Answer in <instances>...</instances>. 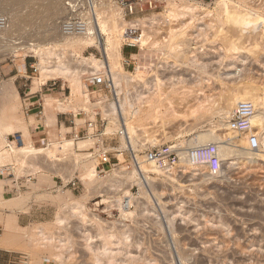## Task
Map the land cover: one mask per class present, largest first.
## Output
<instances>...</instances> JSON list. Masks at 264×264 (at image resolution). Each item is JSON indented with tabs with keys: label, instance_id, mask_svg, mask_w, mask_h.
I'll return each mask as SVG.
<instances>
[{
	"label": "rangeland",
	"instance_id": "374dc122",
	"mask_svg": "<svg viewBox=\"0 0 264 264\" xmlns=\"http://www.w3.org/2000/svg\"><path fill=\"white\" fill-rule=\"evenodd\" d=\"M56 1L54 15L41 19L30 29L32 34H37L36 37L32 35L22 41V36L18 34L9 37L0 35V85L8 83L11 88L8 91L11 105L0 104V136H5V139L0 137V157L2 153L7 154V137L17 132L16 128L5 131V127L13 128L18 123L28 122L30 113H27L21 104V100L24 99L21 85L26 78L32 77L27 82L28 85L32 84V91L35 92L43 83L37 79L39 73L33 74L31 70L32 65L36 67L39 65V58L33 53L19 50L20 44L26 40L39 43L49 38H57L60 33L59 23H62L71 12H74V15H82L87 11L84 7L86 0ZM217 1L219 0H174V2L158 0L155 10H146L125 20L128 23L142 19L141 30L143 29L156 43L148 46L157 48L155 51L145 52L144 57L140 54L139 65L145 67L151 62L168 60L169 57L165 56L170 53L163 45L161 47L160 43H163V37L167 38L169 31L171 32L174 27L176 30L183 28L182 31L186 34L183 39L188 40V46L183 45L182 49L187 57L191 59L193 52L192 56L197 55L203 65L196 66L195 63L183 60L181 64H175L168 75L172 83L168 86L167 99L158 101L159 108H156L158 115L155 114L157 110L151 108L153 103L148 101V113L142 112L128 124L131 135H140L138 138H145L151 146L178 145L198 130L215 125L220 120L219 116L211 117L210 112L201 118L202 112L197 111L198 106L195 105L196 97H202L205 107L208 105V111L211 109V112H214L216 105L217 108L223 104L226 96H233L244 89L257 91L256 93L263 98L264 104V22L257 24V27L243 28L231 23L235 22L232 19L228 21L231 14L239 18L247 12L257 13L264 19V0H230L227 2L228 14H230L228 16L226 13L228 17L221 4H216ZM107 2L111 6L106 8V12L112 8L114 13H119L121 16L115 0H107ZM192 2L207 4V6L202 4L203 6L197 7L196 17L194 16L193 19L189 18L185 9L182 8ZM97 3H99L98 0L95 1L96 5ZM171 4H173L172 8ZM173 6L175 14L185 13L183 18L177 15L175 19L167 18V9H173ZM1 9L3 8H0V14L5 17ZM203 9L204 12H202ZM24 11H26L24 8L17 9L19 14L25 13ZM159 13L163 16L157 23L151 25L148 19ZM184 18L189 19L190 25L188 21H184ZM88 20L91 19L88 18ZM181 20L184 25H180ZM139 27L141 26L137 28ZM121 31L118 32L119 34L101 36L103 47H107V42H115L116 38L119 43ZM119 44H122V40ZM9 47H17L15 56L13 54L3 56L7 54L6 48ZM69 50L70 48L66 47L61 49L65 61L72 58ZM134 53L136 49L132 47H126L123 51L125 57H130ZM90 55L100 59L101 54L96 45L82 50L76 48L75 58L90 57ZM123 60L120 62L121 66ZM169 60L174 61L173 56L170 55ZM122 68L124 69L123 66ZM140 71L142 73L141 68ZM60 80L65 90L45 97L46 101L50 99L45 103H49L53 109L45 116L49 126L46 147L50 150L44 154L50 156L52 160L44 158L45 160L43 159L39 164L28 165L26 158L18 156L14 162L18 167H29L33 175L54 177L58 183L54 189L44 191L40 195L41 203L48 206L43 208L41 222L21 229L16 246L8 252L0 251V264H106L100 261V258L112 253L116 264H195V259H203L205 264H212L210 262L213 264H264V159L262 158L264 145L262 142L257 150L250 148L239 154L241 149L237 141L240 138L233 139L234 142L231 144L233 153L226 157L224 170L216 175V180L211 185L207 186L200 183L197 176L202 174L201 170L196 172L197 177L194 178L177 171L174 173L175 181L149 173L152 185L150 184V187L147 185L142 193L138 185L131 184V181L124 176L115 174L125 166L128 167L127 172L131 171L132 168L126 158L124 160L120 158L121 161L118 164L112 163L106 166L102 173L97 169L99 176L94 181L89 178L90 174L83 167L84 163L91 161L93 163L90 168H96V162L86 159L88 154L84 152L91 146V142L87 141V146L79 147L78 143L84 140L74 141V138L68 134L70 129L56 126V115L64 113L58 111L56 101L66 102L65 104L70 106L66 112L76 113L85 105L86 88L77 90L71 86L70 82ZM175 80L179 82L176 83ZM83 81L87 84L85 80ZM199 90L202 94L197 96V93H200ZM69 93L70 97L66 100ZM203 98L209 99L205 101ZM151 100L156 101L154 98ZM210 102L212 106L215 103L213 108ZM171 109L178 114L177 118L170 117ZM196 113L200 114H198L200 119ZM166 114L169 117L167 119ZM191 114H193L192 117ZM153 115L158 119L162 116V121L160 118V123L157 119L154 123ZM60 117L71 119L70 116L60 115ZM51 118H54V122L50 120ZM82 121L81 118L76 117L77 123ZM162 124L165 127H162ZM161 128H166L165 131L172 137L169 134L170 139L152 144L151 137L154 132H158V129L157 134H161ZM137 130H141L140 134L136 132ZM66 140L75 143L73 149L67 147ZM74 160L78 162V166L73 165ZM71 181L77 183V188L67 185ZM125 191L130 192L132 203H129L128 207L123 205L119 208L118 202L125 204L127 201ZM75 203L83 205L82 215L70 211L69 207ZM121 209L124 211L129 209L132 215L124 218L121 215ZM59 219H61L60 223ZM101 227H103L102 230ZM105 228L117 235V239L110 240L108 255L104 254L101 247L103 242L99 238V232L102 233ZM237 230L238 235H236ZM87 232L92 239L85 242L83 234ZM120 232H124V235L121 236Z\"/></svg>",
	"mask_w": 264,
	"mask_h": 264
},
{
	"label": "bare ground",
	"instance_id": "6f19581e",
	"mask_svg": "<svg viewBox=\"0 0 264 264\" xmlns=\"http://www.w3.org/2000/svg\"><path fill=\"white\" fill-rule=\"evenodd\" d=\"M95 1L96 0H93L94 4H95ZM98 1H99V3H97V5L93 4L95 7V12H93L91 14V17H90L91 20L90 21L88 20V23H87L88 32L86 34L81 35V36L65 35L62 31L61 22H60L59 23V29H60L59 37L49 38L48 40L42 41L39 43H34V41L31 42L32 40H30V41L26 40L25 42H22L20 44L21 47L19 50H23L25 53H33L35 56H37L39 58L40 63L37 66L38 70H39V76L37 78L38 80L43 81V83H45L48 80L62 79L63 81L70 82L71 86L74 89H77V90L81 89L82 90V88L85 87V82L83 80L86 79L88 76L96 74L99 71L101 72L102 69L108 67L107 61L109 64V69L112 73V76H113L115 82L117 83V85H119L121 87H125L128 89V87H129L128 83L131 79L141 77L142 73H141L139 67L136 68L135 74H133L131 72H127L122 68L120 62H121V60H123V58L121 55V44H119V43L121 40H122V43L124 42V36L122 34L124 27L141 26L138 28L139 30H141L142 19H136L132 22L126 23L125 19H123V17L120 16L119 13H114L112 8L110 10H107V12H106V8L108 6L109 7L111 6L108 4L107 0H98ZM229 1L230 0H219L216 2V4H221V6L224 9L223 11L225 12V14L226 13L228 14V11H229L227 9L228 8L227 2H229ZM0 2L2 3L1 7L3 8V10L1 9L2 10L1 13L4 11L3 14L6 18V20H5L6 25L3 29L0 30V35L9 37V36H12L13 34H16V35L18 34V36L19 35L22 36L21 37L22 41H23V39L30 38L32 35H34L36 37L37 34H35V33L32 34L30 29L33 28L34 25H36L41 19L48 18L51 14L54 15L53 10L56 9V3H57L56 0H0ZM173 2H174V0H173ZM202 4H206V3L205 2L204 3L192 2V4H189V5L182 7V8H184L185 11L187 12L186 15H188L189 18L193 19L195 16V10H197L198 9L197 7L202 5ZM172 5L173 4H171V8H172ZM206 6H207V4H206ZM23 8L26 10V11H24L25 13L19 14L17 12V9L19 10V9H23ZM174 9H175L174 6H173V9H167L166 14H167V18L169 20L175 19L174 17L177 15V14H175V12H173ZM184 9H182V10H184ZM202 12H204V9ZM227 14H226V16H227ZM183 15H185L184 12L180 13V14L178 12L177 16H182V18H183ZM229 15L230 14H228V16ZM162 16H163L162 13H159V14L149 18L148 21L151 22L150 24L152 25L154 23H157L159 18H161ZM227 17H226V19H227ZM231 17H230V19H228V21H230L232 19L235 22H231V23H235L236 25L238 24V25L242 26L243 28H245V27L248 28L249 26L250 27L251 26L257 27V24H259L260 22H264V19L261 16H259V14L254 13V12H247L245 14L243 13V15L240 16L239 18H238V16L237 17H236V15L232 16V14H231ZM234 17H236V18L234 19ZM198 19L199 18L197 17V20ZM176 20L178 22V19H176ZM182 20H181V22H182ZM188 20L189 19L184 18L185 22H187ZM181 22L179 21L180 25H184L183 22H182V24H181ZM192 24H193V22H192ZM188 25H190L189 21H188ZM188 25H187V27H189ZM176 27H177V24H176ZM184 28H186V26ZM182 29L176 30L174 27V29L171 30L172 33L169 31V33H170L169 36L167 38H166V36H164L163 37V40H164L163 43H160L161 47L163 45L164 48L167 49L168 52L170 53L165 57L170 58V55H171L174 58V61H172V62L169 60V58H168V60L165 58L167 60L166 63L168 65H171V71L174 69L175 64H181L182 63L181 60H183L184 62L189 61L190 63H193V64L195 63L196 66L198 64H201V62H202V61H200V59L197 58L198 57L197 55L195 56V54H194V56H192L193 52L191 55V59H189L190 57L188 58L187 55L184 53L182 48L184 47L183 45L188 46V42H187L188 40L185 38L183 39V37L186 36V34L182 31ZM120 30H122V31H121V35H119L121 37V40L119 37V40H120L119 43L117 42V40H116L117 38H116L115 42L114 41L112 43L107 42V47L104 48L103 44L101 42V39H100L101 36L113 35L116 33L119 34L118 32ZM55 37H56V35H55ZM134 37H135V40L138 42L137 44L141 48H143L144 46L156 44L152 41V39H150V37L146 34V32L143 29L141 30V33L138 32V34ZM0 42H1V40H0ZM93 45H96L98 47L100 54H101L100 59L95 58L93 55H90V57L79 56L78 58H75L76 48L82 50L85 48H89ZM63 47H66L67 49L70 48L69 53H70V56L72 57L70 60L73 63L70 60L65 61V57L63 58V53L61 52V49ZM6 49H8V52L6 55H4L2 53L3 56H7L9 54L14 55L17 51L16 50L17 47H11V48L9 47ZM6 49L4 51H6ZM4 51H2V52H4ZM136 56L139 58L140 54L139 55L136 54ZM163 57H164V55H163ZM106 58H107V61H106ZM178 61L180 63H178ZM240 71H241V69H240ZM208 78H209V76H208ZM207 81H209V79ZM8 86H9L8 83H4V84L0 85V96H2V98L0 99V104L3 106H7V105L10 106L11 105V101H10V98L8 96V92L6 91ZM195 86H197V85H195ZM155 87L157 89L160 88V83H156ZM80 92H82V91H80ZM190 92H192V91H190ZM256 92L251 91V90H246V89H244L243 91L239 90V92L235 93L233 96H226L225 100L223 101V104L221 106H218L217 108H216L217 105L214 107L215 103H213V106H212V103L210 102L212 108L214 107V112H211V109H209L210 111H208V108H207L208 105L205 107L204 102L201 100L202 97H200L199 95H201L202 93L200 91V93H197V96H199V97H196V103H195V105L198 106L197 111H200V113L202 112L201 115L198 113L200 115V117L203 116L204 114L207 115L208 112H210L211 117L214 118V116L215 117L219 116L220 120H218L215 125H211L210 127L198 130L194 134L190 135L187 139H184L178 145H175L174 148H176V151L178 153L179 161L173 168H165V169L159 168V167L155 166L152 162H147L143 158H139V162H140L139 163V169L137 167H135V168H132L131 171L127 172L128 167L125 166V168L121 167V169H119L120 173L118 171H117V173H115V171L113 170L114 173L116 175L119 174V175L124 176L127 180L131 181V184L138 185L139 189L141 190L142 193L146 190L147 185H149V187L152 185L151 180H150L152 178L149 177V173H154V174L163 176L166 179L175 181L174 173H176L177 171L179 173H182V175H191V178L192 177L194 178L196 176V172L201 170V171H203L202 174H200V175L197 174V176H199L200 183H203L205 186L211 185L216 180V175L218 173H221L224 170V168H225V162L224 161H225L226 157L232 155V153H233L232 146H231V144H233V142H234L233 139H236L237 137L240 138L239 141H237L239 144V148L241 149L239 151V154H242V153H244L243 151L250 149V145H249L250 134H254L255 136H257L259 141L262 142V144L264 145V111H263L264 104H263V98L261 96H259V94ZM203 97H204V94H203ZM153 98L156 101L153 102V100H150L148 103L152 102L154 104V105L152 104V106H151L152 109L153 108L156 109L157 107L159 108V106H158L159 102L158 101L160 100V97L156 96V98L158 100L155 98V96ZM203 99L205 100V98H203ZM208 99L206 98V100H208ZM197 102H199L198 105H197ZM240 102L250 103L253 107V110H254L253 115L251 117V129L249 132L242 133V134L235 132L230 127V125L228 123V121L231 118L234 110L236 109L237 105ZM56 103H57V105H56L57 109L59 111H66L70 108V106L66 105L65 104L66 102H64V101L63 102L57 101ZM192 111L193 110H191V112ZM155 112H156L155 114L158 115V113H157L158 110ZM147 113H148V111H147ZM198 114L196 113V116H198ZM160 115H162V114H160ZM192 116H193V114H191V117ZM153 117H154V115H153ZM161 117H159V119ZM165 117L167 119L168 114H166ZM170 117L171 118H177L178 117V114L175 113L174 109H171ZM180 117L185 118L184 116H180ZM200 117H199V119H200ZM208 118H209V116H208ZM156 119L160 123V120L157 118V116L154 117V120H155L154 123H156ZM161 121H162V118H161ZM206 122H207V119H206ZM209 123H207V124L209 125ZM199 125H201V124H199ZM181 126H183V125H181ZM162 127H165V126L162 124ZM161 129H160V131H161ZM165 129L166 128L162 129L161 134H157V133H159V129H158V132L157 131H156V133L154 132V135H153V137H151L150 142L152 144H156V143L163 142V140L170 139L171 134L169 132H166ZM4 130L5 131L12 130V127L6 126ZM181 132H182V129H181ZM169 134H170V136H169ZM65 142H66V145L69 149H73V147L75 146V143H73V141H71V140H66ZM78 144H79V147H81V146L85 147V146H87V141H81ZM208 144H214L218 148V155L220 157L221 163H220V171L216 175L209 173L204 165L194 164L188 158V155L192 149L197 148L199 146H205ZM15 148H17V147H15ZM31 148L32 147H30L29 149H31ZM11 149H14V148H11ZM29 149L28 150L26 149L27 150L26 153H28V151H30ZM22 150L25 151V149H22ZM22 150H18V151L24 153V151H22ZM46 151L47 150H45V149H43V150L39 149L38 151L37 150L34 151L31 149L30 152H32L31 154L34 153L33 155H35L36 152L43 154ZM87 158H89V155H87L86 159ZM262 158L264 159V157H262ZM92 163L93 162H91V161H89L88 163H84L83 167L90 174L89 178L95 181V178H98L99 173L97 172L96 168L95 169L90 168V165H92ZM73 165L78 166V162H76L74 160ZM125 195H126V199L128 201V202L125 201V204L128 207V204L132 203V198H131L132 196H131L129 191H125ZM118 203H119L118 204L119 208L123 207L122 202H118ZM69 208H70V211H72L73 213L77 212L79 215H82V210L84 209V207L81 203H75V204L71 205ZM127 210L128 211H126V210L124 211L121 209V213H122L121 215L124 218L132 215V212L129 211V209H127ZM60 220L61 219H59V223L61 222ZM99 226H101V224H99ZM103 227H106V226H103ZM103 227H101L100 229L102 230ZM109 227H111V226H109ZM105 230H106V228L103 230L102 233L99 232L100 233L99 238H101V240L103 242V245L101 247L103 249L104 254L106 253L108 255L109 254V253H107L109 250L108 246L111 244L110 240L111 239H114V240L117 239V235L110 233V230L109 231L108 230L105 231ZM123 235H124V232L121 233V236H123ZM236 235H238V230H237ZM83 236L85 237V242L91 241V239H92L88 232H87V234L84 233ZM55 240H57V239H55ZM59 240H60V238H59ZM59 240H57V241L59 242ZM60 241L63 242L62 239ZM203 252H207V250H203ZM111 253H112V251H111ZM112 255H113V253L106 256V257L103 256L100 258V261H102V262L104 261L106 264L107 263L108 264H116V261H114ZM117 255L118 254H116V256ZM182 257H184V256H182ZM212 261H213V259H212ZM210 263L213 264V262H210ZM195 264H205V262L203 261V259L202 260L195 259Z\"/></svg>",
	"mask_w": 264,
	"mask_h": 264
},
{
	"label": "built area",
	"instance_id": "2783aa9c",
	"mask_svg": "<svg viewBox=\"0 0 264 264\" xmlns=\"http://www.w3.org/2000/svg\"><path fill=\"white\" fill-rule=\"evenodd\" d=\"M157 2L158 0H115L121 16L125 20L146 10H155ZM84 7L87 10L84 14L74 15V12H71L63 20L61 28L65 35L81 36L88 32V18L91 17L94 11L92 0H86ZM5 25V17L0 14V30ZM138 32L141 33V30L137 27H125L122 33L124 36L123 45L136 49L135 54H142V57H144L146 56L145 52L150 53L157 48L148 46L141 48L134 37ZM140 61L141 56L136 60L124 58L122 61L124 69L133 74H135L137 67L142 70L141 77L129 81L128 89L117 85L107 61L108 67L84 79L87 82V84L85 83L86 90L84 91V99H86L84 107L79 108L76 113L69 111L59 114L71 117L69 121L70 132L68 134L74 138V141L84 140L91 142V146L84 152L96 162V169H99L100 173L105 171L106 166L112 165V163H120V158H123V160L126 158L130 168L137 167L138 169L139 158L152 162L155 166L163 169L173 168L179 161L178 153L176 148H174L175 145L151 146L145 138H138L140 135H131L129 132L128 124L135 117L149 109V105L146 102L150 101L155 95L159 96L161 101H165L168 96V86L172 83L168 76L171 72V65H168L165 60H160L158 63H148L145 67L139 65ZM31 70L33 74L39 73L35 65L31 66ZM28 79H32V77L26 78V81ZM60 81V79L49 80L41 84L37 93L40 95L46 92L52 95L57 92H63L65 86ZM174 82L177 83L179 81L175 80ZM156 83H160V88L157 89L155 87ZM29 92L30 90L23 92V97L27 98ZM69 97L70 93L66 98ZM35 106L37 113L43 115L44 106L40 97L37 99ZM253 112L254 110L250 103L240 102L228 121L230 127L240 134L249 132ZM76 117L81 118L83 121L77 123ZM59 125L62 126V120ZM136 132L140 134L141 130ZM22 144L23 139L19 133H15L6 139V148L8 150L19 147ZM249 145L251 149H258L260 146V141L254 134L249 136ZM188 158L194 164L204 165L207 171L213 175L220 171V157L218 148L214 144L192 149ZM8 171V168L3 167L0 169V175H9ZM67 185L77 188L75 181H71ZM123 205L124 207L127 206L126 204Z\"/></svg>",
	"mask_w": 264,
	"mask_h": 264
},
{
	"label": "crops",
	"instance_id": "0c3cea01",
	"mask_svg": "<svg viewBox=\"0 0 264 264\" xmlns=\"http://www.w3.org/2000/svg\"><path fill=\"white\" fill-rule=\"evenodd\" d=\"M125 48L126 46L122 43L121 55ZM123 55V59H138L135 53L130 57H125ZM21 69L24 68L21 67ZM31 86L32 84L28 85L27 81H24L21 85L23 92H28L30 90L29 96L21 100V104L25 107L26 112L30 113L28 122L25 124L18 123L17 126L15 125L12 128V130L16 128V133H20L23 139V144L17 148L11 149V152L6 149L7 154L2 153V156L0 157V169L6 167L9 170V175H0V225L2 229L0 234V251L2 252H8L9 249L16 246V241L20 237L21 229L41 222L43 208H47L48 206L41 203L40 195L44 191L54 189L58 183L54 177L36 176V174L33 175L30 173L31 169L29 167H18L14 164L18 156L26 158L28 160V165L39 164L44 158L52 160L50 156L44 153L36 152L35 155H33L34 153L31 154L32 152H30L31 149L34 151H38L39 149L50 150L49 147H46L48 141L47 129L49 126L45 116L53 109L50 107L49 103H45L50 100L48 99L46 101L45 97L51 95H39L37 93L38 90L33 92ZM9 90H11L10 85L6 91L8 92ZM39 97L43 101V115L37 113L35 106ZM53 119L51 118L50 120L54 122ZM61 120L62 126L59 125ZM70 120L71 119H68L67 117L62 119L59 114L56 115L57 128L60 126V128L64 127L70 129ZM0 137L5 139V136ZM30 147L32 148L29 149ZM22 149H25V151ZM26 149H29L30 151L26 153ZM18 150H22L24 153ZM14 152L17 153L15 154Z\"/></svg>",
	"mask_w": 264,
	"mask_h": 264
}]
</instances>
